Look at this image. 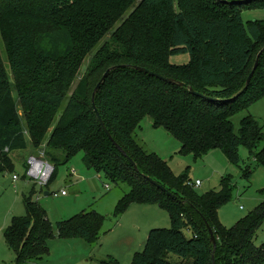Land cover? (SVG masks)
<instances>
[{"label": "trees", "instance_id": "obj_1", "mask_svg": "<svg viewBox=\"0 0 264 264\" xmlns=\"http://www.w3.org/2000/svg\"><path fill=\"white\" fill-rule=\"evenodd\" d=\"M253 8H264V0H0L5 53L0 47V173L14 172L13 154L46 146V157L55 167L48 188L61 166L84 153L88 169L129 188L117 215L133 204L157 205L170 214L171 228L151 230L133 264H172L167 260L171 254L181 259L179 264H264V244L254 242L264 224V203L233 228L225 227L219 209L232 199V176L224 178L219 190L201 195L188 186V175H175L136 138L142 121L150 117L154 128L166 129L181 143L184 155L202 158L221 149L250 180L252 168L240 165V148L245 146L257 167H264V149L255 152L264 141V126L249 116L236 134L232 122L264 98V53L246 87L264 50V21H243V10ZM180 55H189L190 62L172 64L171 58ZM115 67L95 104L138 171L107 137L93 108L96 86ZM44 190L33 185L24 195L26 215L13 218L4 231L14 264L48 256L56 232L66 240L100 239L105 218L96 212L53 225L36 200ZM206 223L214 231L216 248ZM106 264L119 263L111 259Z\"/></svg>", "mask_w": 264, "mask_h": 264}, {"label": "rangeland", "instance_id": "obj_2", "mask_svg": "<svg viewBox=\"0 0 264 264\" xmlns=\"http://www.w3.org/2000/svg\"><path fill=\"white\" fill-rule=\"evenodd\" d=\"M243 21L246 25L249 22L264 21V8L244 9ZM0 47L5 57L1 40ZM186 61H189V56L180 55L172 57L171 62L184 65L188 63ZM89 63L90 59H87L80 71L79 80L86 73ZM249 116L255 117L264 126V98L232 119L236 134H239L242 120ZM136 138L147 152L155 153L166 161L175 175L186 174L191 181H200L202 185L196 190L201 195L219 190L224 178L232 176V199L219 209V218L225 227L233 228L264 203V167H257V160L251 158L245 146L240 148V165L243 169L252 168L250 180L243 177V170L229 163L221 149L213 150L202 158L193 154L184 155L181 153V143L170 136L166 129L154 128L150 117L142 121ZM263 149L264 141L255 152L259 153ZM42 153L46 157V146L43 150L28 149L15 153L12 155L14 172L0 173V264L15 263V254L7 245L4 231L13 218L26 215L24 195H28L34 185L26 178L27 161L29 157ZM83 158L84 153H79L70 163L61 166L55 181L43 192H39L36 200L46 210L53 225L85 212H96L103 216L105 221L100 239L93 243L81 238L66 240L59 238L56 232L55 238L49 242L50 254L30 264H106L111 259L119 264H133L135 254L144 251L151 230L171 228L170 214L157 205L133 204L124 214L117 215V205L129 193V188L123 184L115 185L103 173L88 169ZM73 171L75 175L71 174ZM14 176L19 177L16 183ZM62 191L68 195L62 196ZM184 234L187 238L192 236L189 230H185ZM254 242L257 247L264 244V224L259 228ZM167 260L172 264L181 261L174 254Z\"/></svg>", "mask_w": 264, "mask_h": 264}, {"label": "water", "instance_id": "obj_3", "mask_svg": "<svg viewBox=\"0 0 264 264\" xmlns=\"http://www.w3.org/2000/svg\"><path fill=\"white\" fill-rule=\"evenodd\" d=\"M245 1H250V0H245ZM245 1H244V2H245ZM263 53H264V50H262V51L260 52V54L258 55V58H257L256 63H255V65H254V68H253V70H252L250 76L248 77V80H247V86H246V87H249V85L251 84L253 78L255 77L256 72H257V70H258V68H259L260 58H261V56H262ZM116 69H118V68L115 67V68L109 69V70L104 74V76H103L102 80L99 82V84L96 86V88H95V92H94V94H93V108H94V111H95V113H96V116H97V118H98V120H99V122H100V125H101L103 131L105 132V134L107 135V137H108V138H109V139L115 144V146L117 147V149H118V150H119L124 156H126V158H128L129 163L134 167V169H135L136 171H138L137 164H136L131 158H129V157L127 156V154L123 151V149H122L119 145H117V144L115 143V141H114V139H113V137H112V134H111L110 131L107 129V127H106V125H105V122L103 121L102 116H101L100 112L98 111V109H97V107H96V104H95V98H96L97 93L101 90L102 86H103L104 83L106 82V80H107V78L109 77V75L111 74V72L114 71V70H116ZM137 70L140 71V72H142V73L148 74V75H150V76H152V77L158 78V79H160V80H162V81H164V82H167V83H169V84L177 85V86H180V87H185V84H182V83L177 82V81H175V80H173V79H170V78H166V77H164V76H162V75H160V74H157V73H155V72H151V71H149V70H147V69L137 68ZM190 92H191L192 94H194L195 96H199V97L205 98V97H203L202 95H200L199 93L195 92L193 89H190ZM149 181H150L154 186H156L157 188H159V189H161L162 191L166 192L167 195H168L169 197H171V198H173V199H177L176 196H174L171 192H169L165 187H163L162 185H160L158 182H156V181H154V180H152V179H150V178H149ZM206 225H207V229H208V231H209V234H210V236H211V242H212V244L214 245V248H216V247H217V239H216V237H215L214 231H213V229L210 227V225H209L208 223H206Z\"/></svg>", "mask_w": 264, "mask_h": 264}, {"label": "built area", "instance_id": "obj_4", "mask_svg": "<svg viewBox=\"0 0 264 264\" xmlns=\"http://www.w3.org/2000/svg\"><path fill=\"white\" fill-rule=\"evenodd\" d=\"M55 172V167L51 162L45 157V153L40 154L39 156H31L27 161V171L26 177L29 183L36 184L40 189H45L50 183ZM75 175L73 171L71 173ZM14 182L19 181V177L14 176ZM202 185L200 181H190L188 186L194 189L199 188ZM62 196H67L66 191L61 192ZM58 197L57 194H55Z\"/></svg>", "mask_w": 264, "mask_h": 264}, {"label": "crops", "instance_id": "obj_5", "mask_svg": "<svg viewBox=\"0 0 264 264\" xmlns=\"http://www.w3.org/2000/svg\"><path fill=\"white\" fill-rule=\"evenodd\" d=\"M187 56H189V55H187ZM170 61H172V58H171V60ZM186 62H190V56H189V61H186ZM172 63V62H171ZM188 63H186V64H188ZM178 65V64H177ZM185 65V64H184ZM18 182V181H17ZM16 183V182H15ZM46 195H48L49 196V194L47 193ZM68 195V194H67Z\"/></svg>", "mask_w": 264, "mask_h": 264}]
</instances>
